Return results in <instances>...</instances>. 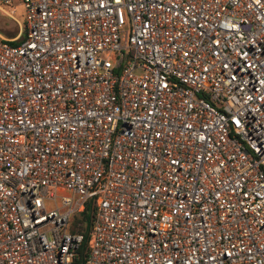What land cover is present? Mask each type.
I'll use <instances>...</instances> for the list:
<instances>
[{
    "label": "built area",
    "instance_id": "built-area-1",
    "mask_svg": "<svg viewBox=\"0 0 264 264\" xmlns=\"http://www.w3.org/2000/svg\"><path fill=\"white\" fill-rule=\"evenodd\" d=\"M15 2L0 264H264V0Z\"/></svg>",
    "mask_w": 264,
    "mask_h": 264
},
{
    "label": "rangeland",
    "instance_id": "rangeland-1",
    "mask_svg": "<svg viewBox=\"0 0 264 264\" xmlns=\"http://www.w3.org/2000/svg\"><path fill=\"white\" fill-rule=\"evenodd\" d=\"M13 1V5L16 6V11L12 14V17L8 16L4 12V10H8V7L1 5L3 9H0V35L9 39L17 38V36L19 34L21 35L23 32L21 27L22 10L17 5L15 0Z\"/></svg>",
    "mask_w": 264,
    "mask_h": 264
},
{
    "label": "trees",
    "instance_id": "trees-1",
    "mask_svg": "<svg viewBox=\"0 0 264 264\" xmlns=\"http://www.w3.org/2000/svg\"><path fill=\"white\" fill-rule=\"evenodd\" d=\"M91 217L92 211L89 208V204L86 203L84 208L80 212L73 214L70 219L68 230L72 233H80L83 238L82 244L86 241Z\"/></svg>",
    "mask_w": 264,
    "mask_h": 264
}]
</instances>
